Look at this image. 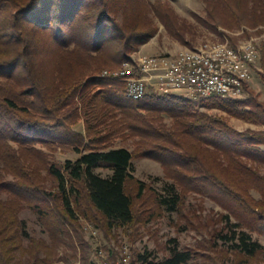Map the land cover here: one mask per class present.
<instances>
[{
	"label": "trees",
	"instance_id": "1",
	"mask_svg": "<svg viewBox=\"0 0 264 264\" xmlns=\"http://www.w3.org/2000/svg\"><path fill=\"white\" fill-rule=\"evenodd\" d=\"M206 8V17H195L213 32L219 24H264V0H208ZM154 18L190 44L194 25L168 0H0V264H55L57 245L81 239L79 213L106 236L135 226L140 216L150 221L181 211L190 191L240 211H232L237 221L225 214L215 229L217 261L260 259L263 246L244 228L264 231V101L250 85L244 97L215 99L227 115L263 126L240 131L225 115L194 109L189 98L168 93L133 100L125 82L101 76L104 69L121 68L154 34ZM262 53L264 66V47ZM81 120L84 131L75 129ZM117 138L132 140V149L114 147ZM36 145L79 157L57 162ZM134 156L161 163L172 180L163 192L135 178ZM48 179L54 190L46 188ZM136 200H143L138 208ZM25 207L38 214L53 244L30 235L19 215ZM171 242L161 259L148 251L136 259L197 264L191 249ZM24 254L26 262L15 259Z\"/></svg>",
	"mask_w": 264,
	"mask_h": 264
},
{
	"label": "rangeland",
	"instance_id": "2",
	"mask_svg": "<svg viewBox=\"0 0 264 264\" xmlns=\"http://www.w3.org/2000/svg\"><path fill=\"white\" fill-rule=\"evenodd\" d=\"M168 1L184 21L194 25L193 33H188L187 35V40L190 44L186 45L175 39L169 34L164 25L154 18L157 23L156 31L139 45L131 55V58L144 54H175L186 47L195 48L208 40L227 41L230 44L239 45L251 39L256 42L259 55L254 65L253 77L249 85L257 93L259 99L264 101V80L262 79V73H264V66L262 65L264 24L251 26L242 23L239 26L234 25L231 27L219 24L217 30L213 32L199 23L195 17L207 16L206 4L208 0ZM152 94L164 95L153 92L149 93V95ZM176 94L181 96L179 93ZM245 94L244 92L242 96L244 97ZM215 99L221 98L190 100V102L194 106V109L198 111L225 115L229 123L237 130L243 131L248 128L258 130L263 128L260 124L227 115L226 112L214 105ZM165 122L169 125L171 118L165 116ZM75 129L84 131L83 120L75 126ZM118 146L132 149L133 143L132 140L123 141L121 138H117L114 147ZM36 147L52 153V158L57 162H63L66 159L75 160L79 157V154L70 149L62 150L58 147L56 150L50 152V149L46 147L40 145H36ZM260 169L264 173V164L260 166ZM96 172L108 175L110 170L97 168ZM132 173L136 179L144 181L160 192H163V187L166 183L172 181L166 177L161 163L151 157L134 156L132 160ZM42 175H45L44 170H42ZM44 184L47 189L54 190L50 179L44 181ZM128 186L130 192L134 193L136 191L134 181H131ZM252 192L255 198H260L257 192ZM142 201L136 200L137 208ZM231 206L229 202L216 199L204 192L190 191L185 197L181 211L164 212L154 219H150V221H146L144 220L145 217L140 216L138 218L140 221L135 226L118 228L106 234V236L100 227H97L94 222L84 218L83 214L78 212L81 239L76 245L69 241L57 245L55 247L56 256L54 257L58 260L56 259L55 264H103V257L98 254L100 249L105 255L107 264H140V261L136 259L137 255L146 253L147 251L152 253L150 258L161 259L165 257L168 254V249L166 248L167 246H172L171 240L173 238L179 243L180 248L191 249L193 251L197 264H215V262L216 264H229L228 260L224 261V263L222 260L217 261L218 255L211 245H213L215 240V229L222 226L223 222H221V219L225 214H228L232 221L238 220L233 215ZM139 208L141 209L140 206ZM233 212L238 214L240 211ZM19 215L25 221L27 230L31 236L42 238L49 245L53 244V240L51 241L36 212L25 207L21 209ZM247 228L244 229L251 234L252 239L257 240L264 248V231L252 228V232H250ZM28 242V239H25L23 244L27 246ZM217 242L224 247H228L230 244L229 242L222 243L220 240ZM60 257L61 259H59ZM15 259L26 262L28 255L17 256ZM256 264H264V250Z\"/></svg>",
	"mask_w": 264,
	"mask_h": 264
},
{
	"label": "built area",
	"instance_id": "3",
	"mask_svg": "<svg viewBox=\"0 0 264 264\" xmlns=\"http://www.w3.org/2000/svg\"><path fill=\"white\" fill-rule=\"evenodd\" d=\"M258 55V46L251 39L239 45L208 40L175 54L132 57L119 69H104L101 76L125 82L126 94L133 100L151 92L179 93L191 101L229 99L243 95L252 80ZM98 252L103 264H107L103 251Z\"/></svg>",
	"mask_w": 264,
	"mask_h": 264
}]
</instances>
